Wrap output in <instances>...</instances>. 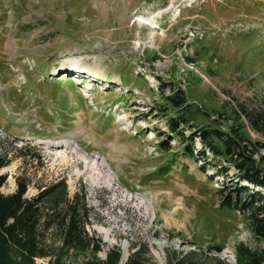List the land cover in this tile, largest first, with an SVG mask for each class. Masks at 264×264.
<instances>
[{
  "label": "rangeland",
  "instance_id": "rangeland-1",
  "mask_svg": "<svg viewBox=\"0 0 264 264\" xmlns=\"http://www.w3.org/2000/svg\"><path fill=\"white\" fill-rule=\"evenodd\" d=\"M160 83L184 91L194 126L235 123V102L264 94V0H0V191L18 176L26 197L59 179L83 190L99 258L118 246L124 262L140 242L168 264L217 244L235 264L236 243L264 241L219 207L221 176L175 155L183 144L151 112ZM255 158L264 168V147Z\"/></svg>",
  "mask_w": 264,
  "mask_h": 264
},
{
  "label": "trees",
  "instance_id": "trees-1",
  "mask_svg": "<svg viewBox=\"0 0 264 264\" xmlns=\"http://www.w3.org/2000/svg\"><path fill=\"white\" fill-rule=\"evenodd\" d=\"M158 88L162 97L160 103L152 105L151 112L165 118L162 135L183 144L175 155L192 157L201 162L202 172L208 167L213 171L211 175L221 176V187L216 191L219 207L238 213L249 233L264 241V168L255 158L264 147V94L245 103L236 101L231 108L233 116L228 117L235 123L223 129L219 120L194 126L198 109L186 101L184 91L171 87L169 93H164L165 85L161 83ZM246 125L261 139L245 136ZM195 140L200 144L197 148ZM158 145L160 151L171 147L164 138ZM8 160L0 153V168L7 166ZM231 168L233 175H229ZM15 179L16 187L11 193L0 191V264H38L39 259L43 260L39 264H155L147 245L140 242L124 262L118 246L106 250L103 258L98 257L102 246L99 238L86 231L91 223V208L82 188V193L70 194L65 180L59 179L26 197L28 180L23 176ZM5 181V176L0 175V187ZM202 249L180 253L173 250L168 264H227L217 256L219 245L209 244ZM233 255L235 264H264V249L249 248L244 242L236 243Z\"/></svg>",
  "mask_w": 264,
  "mask_h": 264
},
{
  "label": "bare ground",
  "instance_id": "bare-ground-1",
  "mask_svg": "<svg viewBox=\"0 0 264 264\" xmlns=\"http://www.w3.org/2000/svg\"><path fill=\"white\" fill-rule=\"evenodd\" d=\"M81 127H82V123L81 122L77 123L76 131H79L81 129ZM73 136H71V137H73ZM66 145H67V143H66Z\"/></svg>",
  "mask_w": 264,
  "mask_h": 264
}]
</instances>
